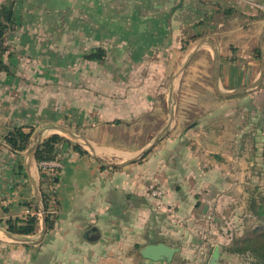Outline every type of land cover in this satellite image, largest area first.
Masks as SVG:
<instances>
[{
	"label": "crops",
	"instance_id": "crops-1",
	"mask_svg": "<svg viewBox=\"0 0 264 264\" xmlns=\"http://www.w3.org/2000/svg\"><path fill=\"white\" fill-rule=\"evenodd\" d=\"M2 6L13 10L15 28L5 33L0 72V264H170L137 257L135 245L168 244L170 234L185 233L182 221L195 227L198 210L201 229L212 225L230 208L236 171L247 174L242 156L259 147L264 76L248 87L261 70L264 0H0ZM61 23L73 41L98 45L60 56ZM97 46L106 58L85 60ZM194 53L213 68L217 62L213 88L196 80L193 69L205 74L194 67L198 58L179 70ZM246 123L256 128L250 143ZM14 127L33 131L23 152L4 141ZM37 134L40 143L52 134L69 140L57 148L62 169L48 208L56 219L47 230L37 214L35 234L12 235L8 218L42 208L41 170L27 155ZM154 186L162 198L150 196Z\"/></svg>",
	"mask_w": 264,
	"mask_h": 264
},
{
	"label": "rangeland",
	"instance_id": "rangeland-1",
	"mask_svg": "<svg viewBox=\"0 0 264 264\" xmlns=\"http://www.w3.org/2000/svg\"><path fill=\"white\" fill-rule=\"evenodd\" d=\"M61 12L66 13L67 11L61 10ZM78 12L79 11L77 10V20L81 19L82 17V13L78 14ZM63 24H65V22H63ZM65 28L68 27L63 26L61 23L59 27L61 31L59 42L60 56H67V54L71 53L80 55L81 53L89 50L92 45H98L96 43H89L83 39L80 41H73V36L64 32L63 29ZM76 35H78V32H76ZM185 39H187V37H185ZM181 43H185V40L183 39ZM54 46H56V44ZM200 54L202 53H194L187 67L194 63L196 60L195 58H198V61L197 63L195 62L196 64L194 67L198 66L205 68V74H199V72H195L197 70L193 69L196 80L203 82L202 84L204 87L211 86V88H213L214 68L212 67V60L209 58V62H206L203 59L201 60V58L199 59ZM111 61L113 62V60L110 58L107 63L104 64L110 65L112 64ZM76 64L77 66H82L83 62L80 59H77ZM94 64L98 63H93V65ZM200 90H204V94L207 93L203 86H200ZM211 97L215 98L218 97V95L212 94ZM188 126L189 123H186L185 129H188ZM243 128H245V132H247V143H250L252 138L255 137L254 134L256 133V128H249L248 124L243 126ZM260 131V140L257 142L259 147L256 150L247 149V153L242 156L245 160L247 174L244 172V175L240 176L241 172L236 171L239 178L236 180L237 185L233 190V195L231 194L233 200L231 201L230 208H228V210L223 213V216L217 218L215 222L213 221L212 225L207 226L205 230L201 229L200 227L202 224L201 221H203L200 215V210H198L195 214V218L193 220V224H195L194 228L189 227V225L186 224L188 222L183 223L182 221L181 223L187 226L185 233L177 232V235L170 234L169 237L167 236L166 238V242L169 245L179 247L180 250H183L181 255L180 251L178 254H176V260L171 261L170 264H207L217 247L220 249L218 264L250 263L251 257L249 254L231 253L229 248L233 246L236 241L251 236L254 232V229L260 225V223L253 216H251L248 211H246L247 201L250 196H254L256 199H259V197H264V131L262 129H260ZM131 140H138L142 142L145 140V138L137 139L131 137ZM253 140H255V138H253ZM145 245V242H141L140 244L141 248ZM133 252H135L137 257L140 256L139 249L134 248Z\"/></svg>",
	"mask_w": 264,
	"mask_h": 264
},
{
	"label": "trees",
	"instance_id": "trees-1",
	"mask_svg": "<svg viewBox=\"0 0 264 264\" xmlns=\"http://www.w3.org/2000/svg\"><path fill=\"white\" fill-rule=\"evenodd\" d=\"M15 28L13 10L11 7H0V72L5 69L2 62V55L7 53L4 45L5 33ZM184 48V46H182ZM84 56L88 61H103L106 58V49L100 46L92 48ZM259 55V53H258ZM32 130L25 131L23 127H14L4 136L5 143L15 152H23L28 148ZM69 143V140L58 134H52L45 138L35 151L34 159L39 165L41 162L54 160L58 155V144ZM73 149L80 154H87L81 146L74 144ZM39 190L44 211V219L47 230H50L55 221L53 213L48 212L49 204L52 200L53 192L51 187L55 184L57 171L47 175L40 168ZM57 203H55V207ZM5 210V209H4ZM37 211V210H36ZM246 211L259 223L251 236L240 239L229 248L231 253L249 254L251 261L249 264H264V197L256 199L250 196L247 201ZM39 219L36 215H28L24 218L10 217L5 221V230L12 235L28 236L37 232ZM140 245H135V249H140Z\"/></svg>",
	"mask_w": 264,
	"mask_h": 264
},
{
	"label": "water",
	"instance_id": "water-1",
	"mask_svg": "<svg viewBox=\"0 0 264 264\" xmlns=\"http://www.w3.org/2000/svg\"><path fill=\"white\" fill-rule=\"evenodd\" d=\"M191 57H192V55H190L188 57V59L182 64V66L180 67L179 70L182 71L186 67V65L190 61ZM214 76H215V80L219 76V67H218L217 62H215V66H214ZM263 76H264V53H263L262 58H261L260 75H259L258 79L248 87V90H252V89L257 88L259 83L261 82ZM217 93L221 97H228V96L235 94V92L220 93L218 90H217ZM173 116H174V113H173V108H172L171 115H170V121L168 123V126L173 121ZM168 126L165 127L162 131H160V133L152 140V142L139 153V157L144 155L147 151H149L154 145H156L158 143V141L162 138V136L167 132ZM52 130L57 131V132H61V133L65 134L67 137H69L71 140H73L77 143H81L80 138L76 134L72 133L71 131H69L67 129H64L62 127H52ZM40 138H41V135L37 134L32 139V140H34V142L31 144V147L28 149L27 155H33L34 156L36 149L40 145ZM39 196H40V200H41L40 193H39ZM205 210H206V207H204V212H205ZM39 211L41 213V217L43 218V222H44L45 219H44L43 207ZM44 228H45V226L43 223L42 233H44ZM92 239H94V238H92ZM179 250L180 249L178 247H173V246H170V245L162 243V242H160V243H149V244L145 245L144 247L140 248L139 255L143 259H146V260H149L152 262H158V261L171 262L173 260V258L176 256V254L179 253ZM219 257H220V249H219V247H217L214 250L213 254L211 255L207 264H218Z\"/></svg>",
	"mask_w": 264,
	"mask_h": 264
},
{
	"label": "built area",
	"instance_id": "built-area-1",
	"mask_svg": "<svg viewBox=\"0 0 264 264\" xmlns=\"http://www.w3.org/2000/svg\"><path fill=\"white\" fill-rule=\"evenodd\" d=\"M39 167L42 169V171L44 173H46L47 175L52 174L54 171L60 170L62 169V162L59 160V157L57 155V157L52 160V161H48V162H41L39 164ZM150 196L155 198V199H160L163 196V189H161L160 186H155L153 187V189H151L150 191ZM41 215L40 212L35 213L34 215Z\"/></svg>",
	"mask_w": 264,
	"mask_h": 264
}]
</instances>
